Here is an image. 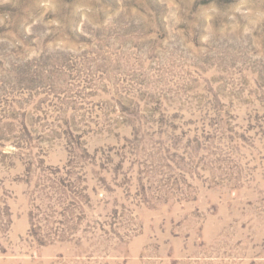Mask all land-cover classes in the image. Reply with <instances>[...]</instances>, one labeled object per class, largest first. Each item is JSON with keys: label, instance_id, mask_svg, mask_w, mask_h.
<instances>
[{"label": "rangeland", "instance_id": "obj_1", "mask_svg": "<svg viewBox=\"0 0 264 264\" xmlns=\"http://www.w3.org/2000/svg\"><path fill=\"white\" fill-rule=\"evenodd\" d=\"M0 264H264V0H0Z\"/></svg>", "mask_w": 264, "mask_h": 264}]
</instances>
